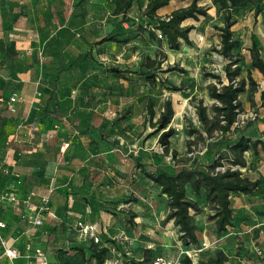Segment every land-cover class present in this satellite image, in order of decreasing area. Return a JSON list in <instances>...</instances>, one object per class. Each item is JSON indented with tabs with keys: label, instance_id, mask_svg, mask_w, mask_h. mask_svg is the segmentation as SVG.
Here are the masks:
<instances>
[{
	"label": "rangeland",
	"instance_id": "374dc122",
	"mask_svg": "<svg viewBox=\"0 0 264 264\" xmlns=\"http://www.w3.org/2000/svg\"><path fill=\"white\" fill-rule=\"evenodd\" d=\"M21 1L10 0L11 6H7L8 0H1L0 26L9 31L15 30L14 27H18L17 30L25 28L24 31L30 34L25 25L32 28L34 22L42 23L48 17L39 15L44 9L43 0L34 1L37 8L29 16L27 13L32 8L27 9ZM23 1L26 3V0ZM61 1H68L71 9L76 2ZM119 1H86L91 19L103 21V27L96 28L98 39L111 33L117 42L94 46L96 41H93L90 47L92 59L86 54L75 66L72 63L52 76L59 110L78 117L79 125L89 120L97 121L100 130L107 131V137L102 142L103 148L118 151L112 153L117 158L113 160L109 157L108 169L103 170L101 181L96 182L91 191L88 202L91 215L80 217L75 224L59 231L58 239L62 248L56 257L58 263L95 264L93 249L106 247L108 253L104 264H181L185 255H188L191 264H209L217 251L224 253V264H264V197L249 199L231 196L234 226L218 234L214 224L206 219L210 213L206 204L201 197H194L188 188V196L198 202L203 212L194 217L199 243L195 247H186L181 243L173 223L164 222L168 211L167 198L143 175V171L172 173L182 164L177 160L179 157H197L201 169H206L214 159L220 157L223 167H218L216 172L227 166L224 144L228 142L229 136H225L226 142L220 144L222 138L218 133L205 141L187 133L190 128L202 130L196 115L197 100H202L208 115L213 116L212 105L207 101V86L216 84V81L204 78L203 74L223 76L224 61L216 53L220 41L217 28L223 25V15L216 12L212 0H197L199 7L209 8V16L198 21H185L183 27H194L188 36L190 44L181 42L180 49L172 51L164 40L160 39L161 43H157L149 38L147 32L138 30L140 25L147 26L146 19L141 17L146 0H132V6L126 13L132 19L131 22H123L121 14L115 15V6ZM192 1L175 0L172 8L187 7ZM252 9L249 7L233 15L237 23L232 31L241 43L239 54L243 77L249 67L251 35L264 49V14L254 19ZM168 14L160 17L165 18ZM15 20L20 23L12 26ZM11 44L13 46L6 48L10 53L15 51L14 42ZM3 45L0 43V52L5 48ZM156 54L162 61V69L171 66L184 69L183 74L174 72L161 76L168 83L181 87L180 92H171L159 82L150 89L137 75L127 74L121 78L105 71L106 67L121 71L136 70L146 57L155 58ZM9 64L0 57V119H4V115H12L7 110V103L18 89L12 84L17 80V75ZM255 81L257 91L261 90L264 83L259 78ZM246 92L239 97L246 107L242 106L243 111L237 117V127L244 128L252 124L246 128L245 134L254 137L260 131L257 125H264V102L254 99L253 94V101L249 103ZM148 97L153 99L156 118L163 102L166 99L172 102L175 115L170 127L174 129L175 135L169 140L167 152L157 143L159 134H151L153 128L146 119L145 111ZM3 125L0 120V134L4 132ZM96 138L94 135L93 143L99 145L95 142ZM189 141L192 144L189 145ZM172 152L176 153V158H172ZM116 159L120 165L117 169L111 166ZM100 174L94 175V181ZM262 190L264 194V188ZM128 199L134 201L127 202ZM79 222L95 227L98 242L81 236L76 227Z\"/></svg>",
	"mask_w": 264,
	"mask_h": 264
},
{
	"label": "crops",
	"instance_id": "0c3cea01",
	"mask_svg": "<svg viewBox=\"0 0 264 264\" xmlns=\"http://www.w3.org/2000/svg\"><path fill=\"white\" fill-rule=\"evenodd\" d=\"M34 1L26 0L27 4L21 1L27 9L32 8L28 16L37 8ZM86 1L76 0L71 9L68 1L43 0L44 9L39 15L48 18L42 23L34 22L32 28L25 25L30 34L25 28L14 27L15 30L9 31L0 26V43L5 47L0 57L14 68L17 80L12 84L18 86L15 93L21 98L15 104L16 111L4 115V132L0 134V195L7 191L16 198L15 203L0 204V222L6 225L1 233L20 252L21 257L15 264H27L26 256L34 248L41 249L50 262L59 264L56 259L62 248L59 231L80 217L91 215L88 204L91 191L96 182L101 181L103 170L108 169L109 157L117 158L112 153L118 151L103 148L107 131L100 130L97 121L79 125L78 117L62 113L56 106L59 101L55 97L54 73L72 63L75 66L89 52L92 42L104 37L98 39L96 32V28L103 27V21L91 19ZM174 2L157 15L164 17L169 9L170 13L176 10L172 8ZM11 4L8 0L7 6ZM18 23L20 21L15 20L11 24ZM11 42L15 51L10 53L6 48L13 46ZM257 44L259 46V42ZM259 49L264 58V49L260 46ZM251 73L253 79L259 78L264 83L256 70ZM254 99L259 100V91L254 93ZM207 101L213 104L209 98ZM50 102L54 107L48 105ZM256 128L259 134L252 139L264 141V125ZM94 135L99 145L93 143ZM63 144H67L64 153L60 151ZM244 157L247 166L241 170L243 175L252 181L264 182V153L258 159L250 153ZM111 166L117 169L118 160ZM96 174L100 175L94 181ZM259 196L264 197V194ZM44 206L48 207L50 215ZM37 214L43 219L40 226L34 227L32 220ZM0 264H10L1 251Z\"/></svg>",
	"mask_w": 264,
	"mask_h": 264
},
{
	"label": "trees",
	"instance_id": "16d2710c",
	"mask_svg": "<svg viewBox=\"0 0 264 264\" xmlns=\"http://www.w3.org/2000/svg\"><path fill=\"white\" fill-rule=\"evenodd\" d=\"M174 0H146L145 7L141 11V17L146 19L147 26H138V30L147 32L149 38L157 43H161L157 35L160 34L162 40L169 50L178 51L181 42L190 44L189 34L193 26L182 24L187 20L198 21L200 18L209 16L207 7H199L198 1L193 0L187 7L178 8L172 11L167 17L162 18L157 12L167 7ZM264 0H212V6L218 14L223 17L222 27H218L219 48L216 53L223 59V76L213 73H204V78H211L216 84L207 86L208 98L213 101L211 109L213 116L207 113V107L202 100H197L195 104L198 122L202 128L201 131L189 129V136H196L200 141L212 138L214 133H218L222 138L221 143H225V136H229L228 142L224 144L227 154V166L223 171H215L218 167H223L222 158L214 159L210 166L201 169L197 157H179L176 170L172 173L167 171L147 172L143 175L154 185L160 193L167 198V214L164 222H172L177 229L181 243L188 246H197L199 239L197 236V226L194 223V217L202 214V209L198 202L188 196L187 189H190L194 197H201L206 204L209 214L206 216L208 222H212L215 231L218 234L224 233L228 228L234 226V216L232 210L231 196H259L263 192L264 182L260 179L250 180L244 176L241 170L247 166L244 155L250 153L254 159L264 153V141L252 139L253 136L245 134L246 127H237V117L243 111L242 103L239 97L246 92L247 101H253V94L257 92V84L252 77L251 71L256 70L264 78V58L260 55L259 46L253 35L250 37V46L248 48L249 67L246 75L243 77L240 65L241 57L239 54L241 43L234 37L232 28L237 21L234 14L242 12L244 9L253 8L254 19L264 14L262 3ZM132 6V0H121L115 6V15L122 14L123 22H131L127 17V10ZM264 16V15H263ZM108 42H117L111 33H108L94 46H99ZM125 43V42H124ZM92 49L90 48L87 56L92 59ZM162 61L159 57H146L136 70H118L113 67H106L105 71L111 76L124 78L127 74L141 77L150 89L156 87L159 82L171 92H180L181 87L174 86L161 76L168 73L183 74L185 71L177 66L161 68ZM259 100L264 102V88L259 90ZM50 104V105H49ZM54 107L52 103H48ZM8 110V107H7ZM9 111V110H8ZM146 119L153 128L152 135L159 134L157 143L164 152L168 151L169 140L175 135L174 129L170 127L174 117V110L170 99L163 102L162 109L156 118L154 102L148 97L145 104ZM2 116L0 115V118ZM156 118V119H155ZM4 122V119H0ZM255 137V136H254ZM192 144V142H188ZM189 149V148H188ZM172 158H176V153L172 152ZM189 163V164H188ZM128 199L127 202H133ZM132 217L135 218L133 215ZM82 252L81 249H79ZM108 249L106 247L93 249L92 258L95 264H104L107 259ZM226 257L222 251H217L209 264H224ZM57 264V263H56ZM136 264V263H133ZM181 264H191L190 258L185 255Z\"/></svg>",
	"mask_w": 264,
	"mask_h": 264
},
{
	"label": "built area",
	"instance_id": "2783aa9c",
	"mask_svg": "<svg viewBox=\"0 0 264 264\" xmlns=\"http://www.w3.org/2000/svg\"><path fill=\"white\" fill-rule=\"evenodd\" d=\"M157 37L159 39H162L160 34H158ZM19 100H21V98L18 97L17 95H13L12 97L9 98L7 107L11 113H14L16 111L15 104ZM66 148H67V144H63L60 148V151L64 153ZM223 170L224 169H222V171ZM15 202H16V198L10 192L6 191L2 195H0V204L15 203ZM44 209L50 215L48 207L44 206ZM42 219H43L42 216L37 214L32 220V225L34 227L40 226L42 223ZM76 227L78 228L79 232L81 233V236L84 239L89 238L93 240L94 242H98L97 231L94 226L89 225V224L77 223ZM5 228H6V225L0 222V251H1L2 257H4L10 264H15V261L18 260L21 257V255H20L19 250L15 246H13V243H10V240L6 239L2 235L1 231ZM26 260H27V264H56V263L50 262L47 255L39 248H34L30 250V254L26 256Z\"/></svg>",
	"mask_w": 264,
	"mask_h": 264
}]
</instances>
